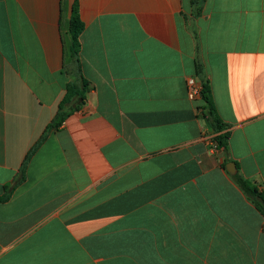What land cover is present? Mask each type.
Instances as JSON below:
<instances>
[{"label":"crops","instance_id":"1","mask_svg":"<svg viewBox=\"0 0 264 264\" xmlns=\"http://www.w3.org/2000/svg\"><path fill=\"white\" fill-rule=\"evenodd\" d=\"M74 2L0 0V264H264V0Z\"/></svg>","mask_w":264,"mask_h":264},{"label":"trees","instance_id":"2","mask_svg":"<svg viewBox=\"0 0 264 264\" xmlns=\"http://www.w3.org/2000/svg\"><path fill=\"white\" fill-rule=\"evenodd\" d=\"M79 2L75 0L73 4V10L71 20H70V33L72 35V49L74 54L78 53L80 47L79 37L83 33L85 29V25L81 19V15L79 12ZM202 91L201 96L203 101L205 102V107L203 109V115L205 119L210 123V125L215 129L216 132L219 134L214 138L215 147L219 150H223L227 155L229 153V139H230V131L224 132L226 126L222 123V120L217 112V109L214 104L212 90L210 88L209 82L203 81L202 83ZM85 86H83L82 91H77L78 89L74 86H69L67 88V94L63 103L59 106V112L55 116L54 122L50 125V128L59 129L60 126L65 121V117L68 116V113H65L64 107L67 103L71 101L72 98L76 96L83 97V90ZM238 186L242 189V191L249 197V200L252 201L257 209L263 214L264 216V192L259 191L258 188L251 182L247 181L241 176L236 175L234 177Z\"/></svg>","mask_w":264,"mask_h":264},{"label":"built area","instance_id":"3","mask_svg":"<svg viewBox=\"0 0 264 264\" xmlns=\"http://www.w3.org/2000/svg\"><path fill=\"white\" fill-rule=\"evenodd\" d=\"M188 86L190 89V98L191 99H196L197 97L201 96V91L203 86L196 82L195 78H189L188 79Z\"/></svg>","mask_w":264,"mask_h":264},{"label":"water","instance_id":"4","mask_svg":"<svg viewBox=\"0 0 264 264\" xmlns=\"http://www.w3.org/2000/svg\"><path fill=\"white\" fill-rule=\"evenodd\" d=\"M226 169L229 172V174H231V175H235V173H237V167H236L235 163L227 164Z\"/></svg>","mask_w":264,"mask_h":264}]
</instances>
